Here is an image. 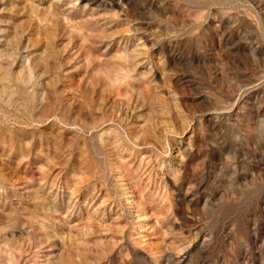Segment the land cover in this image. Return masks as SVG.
Listing matches in <instances>:
<instances>
[{"label": "rangeland", "instance_id": "rangeland-1", "mask_svg": "<svg viewBox=\"0 0 264 264\" xmlns=\"http://www.w3.org/2000/svg\"><path fill=\"white\" fill-rule=\"evenodd\" d=\"M0 264H264V0H0Z\"/></svg>", "mask_w": 264, "mask_h": 264}]
</instances>
